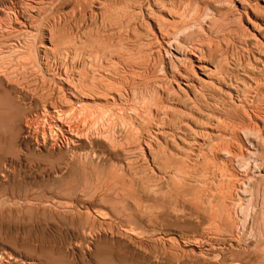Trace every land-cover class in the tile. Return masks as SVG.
<instances>
[{
    "label": "rangeland",
    "instance_id": "rangeland-1",
    "mask_svg": "<svg viewBox=\"0 0 264 264\" xmlns=\"http://www.w3.org/2000/svg\"><path fill=\"white\" fill-rule=\"evenodd\" d=\"M76 1L66 0L60 13H64L62 20H68L65 21V25L62 23L64 21L61 20V25L63 24L62 27L64 26V29L59 26L56 33L58 32L60 37L63 36V44L65 42L64 48L66 46V49L69 48V51H75L73 53L80 52L79 50H82L83 45H85L84 50L80 54L83 55L85 54L86 47L89 48L86 51L88 52L87 55L82 56V58H86L83 59V66L86 70L90 66L92 68L89 69L92 70L96 67L97 74L95 72L94 74L92 73L94 70L90 72L91 70L89 69L87 71L82 69L80 72V76L82 77L79 78L78 76L81 79V82H78V84L80 83L79 85L83 88L82 90L86 95L85 106L87 109L89 108V112L85 109L86 113H90V110L93 113L91 112L88 116L83 111L85 117L83 116L82 118L78 116V113L81 116L83 115L81 114L82 109H79L81 111H70V116H72L71 112L74 114H76L75 111L78 112L77 115H73L76 117L75 119L72 116V120L77 119L78 122H76L77 124L75 123L77 126L80 123L79 120L81 121L85 118L84 121H81L78 128L80 127L81 130L85 128L83 131L87 134L90 130H99L102 125L104 126L102 128L105 129L106 123L108 127V122H110L109 126L112 132L109 135L112 137L124 136L125 129L128 128L131 122L128 107L137 108L143 100H147L149 97L152 85L158 80L164 81L163 78H167L171 69L167 61L168 57L161 41L155 39L154 36L155 33H158L157 27L159 26H162L160 30H164V34L171 37V40L173 39L172 36H174V43H181L184 47L187 45V49H191L193 46L194 49L199 47L198 50L202 51L204 60L208 64L207 69H205L206 72L212 74L211 76L214 78L217 76L224 77L227 81L226 83L229 85L237 84L240 87V91L237 95L230 98L225 92L208 87L205 93L202 95L198 94L195 100L187 99L184 95L175 96L174 94L165 96V99L164 97L161 98L162 102L160 101V106L166 107L165 109L169 113L167 115L169 121L165 123L171 126L174 125L176 133L174 139L170 135L168 136V143L163 148H160V154L155 163H153L160 169V179L155 181H151L149 178L151 176L149 168H139L135 165L134 178H132L133 175L131 174L130 179L132 183L128 181L129 178L126 177L128 175L125 177L120 176L119 165H124L127 162V155L122 149H125L126 145H131L132 140L129 138L122 140L123 148L116 149L115 152L107 151L109 153L108 156L104 155L105 157L101 156L97 158L94 166H86L85 164V169V167H82L84 164L79 162L80 159L78 158L80 154L82 156L83 151L95 143L94 140L90 139V141L88 139V142H92L90 144L87 142V137L80 145L75 144L72 146V144L66 145L59 138L58 145L56 144L51 151H47L44 147L37 144H32L28 147L26 144L27 140L23 136L25 129L24 118L20 117L18 123L15 124L11 115L0 113V255L5 256V259L9 260L12 264H222L227 259L229 261L227 264H236L238 262H241L240 264H251L253 260L252 264H264V178L261 176L262 174L264 175V151L251 150L255 148L254 145L259 144L258 140L260 141L264 137V0H119V2L118 0H113V2L111 0L112 3L110 0H106L104 6L106 7L107 5V8L102 13L97 10L98 3L94 0H78L77 3ZM83 1H86V3ZM107 2H110L109 4L112 7L108 6ZM82 4H84L83 7L85 9L82 8ZM148 4H150L153 10L158 9V12L155 10L156 14L152 18L154 20L146 18L145 25L148 23V27L151 26L150 30L147 28V25H143L144 21L143 24L142 21H139L140 18L134 11L139 5L146 7ZM94 5L96 7H93ZM123 5L125 11H122V13L120 11ZM77 6H80V8L78 7V11L76 9ZM153 6H155V9ZM111 8L114 10H111ZM89 9H94L92 10L94 13ZM117 9H119L118 12ZM72 10L76 11H73L74 17ZM126 10L129 11L127 12ZM81 12H85L84 15ZM95 12L96 17L94 16ZM129 12L131 13L129 14ZM108 13L110 14L108 17L111 16L109 20L106 16ZM75 14L77 15L75 16ZM157 14L158 16H156ZM55 16L49 17L53 19ZM64 17L65 19H63ZM135 17L139 20L135 19ZM103 18L108 21H101ZM130 19L132 22H130ZM135 20H137L136 23ZM94 21H97L95 22L96 24H94ZM154 21H157L156 24ZM62 30H64L63 34H60ZM77 38L83 40V45H80L81 41H78ZM73 40L74 43L79 44L76 45L78 50L76 47L73 48ZM68 44L73 46L67 47ZM94 45L97 46V50L100 47L98 52L101 50L103 51L100 52L102 54H94L95 52L97 53ZM91 47L94 48L95 52ZM161 50L162 53L160 55ZM168 50L173 52L169 48ZM89 52L90 61L87 58L89 57ZM99 54L104 57V59L103 57L101 58L103 65L101 63L100 65L97 60H94L95 63L97 62L96 64L93 62V56ZM94 59L96 58L94 57ZM134 62L138 65L134 64ZM145 62H149V65ZM87 63L88 66L90 65L89 67ZM139 63L142 64L139 65ZM131 65L132 68H130ZM144 65L148 66L146 67L147 69ZM215 66L217 67L216 71L211 70L210 72L208 68L213 69ZM139 70L144 73L140 71V74ZM98 73L100 74L98 75ZM101 74H103L104 78H101L103 77ZM94 75L98 76L101 80ZM85 77L88 78L86 79ZM29 78L31 80L29 79L26 82L28 85L30 83V89L43 96L41 100L35 99L39 108L43 103L50 101L48 96L49 91L47 90L49 83L41 78ZM82 81H84V85L87 83L85 89L84 86L82 87ZM92 81L100 85L102 84V87L106 83H109V85L107 87L106 84V89H103L99 84L96 83V85ZM3 82L7 85L4 80ZM256 82L258 83L256 84ZM88 84L89 86H87ZM112 85L118 91H126H123V94L126 97L125 102L129 104L127 109L111 104L112 94L117 92V89L115 90V88L111 87ZM164 85L167 84L164 83ZM93 87H96L97 91L96 88L94 90L90 89ZM100 89L102 90L101 92ZM224 89L227 88L224 87ZM244 89H246V92ZM247 90L251 93L247 92ZM133 91L135 94H133ZM167 104L171 105V107ZM55 105L58 108L61 107L60 109L63 108V105L60 106V103H56ZM108 112L111 114L109 115ZM31 116L34 118L36 131L39 129L38 135L41 136L44 133L48 136L49 130L44 117L35 112ZM103 116L104 120L101 118ZM140 118L142 117L138 116L137 119ZM99 119L102 120V125ZM105 120L107 121L104 123ZM180 120L188 122L191 127L198 129V132L200 129L206 130V132L203 131L204 133L201 131L196 133L197 142L191 146L188 153H185L180 148L183 144L178 140L179 136L184 134L182 129L177 128L178 121ZM94 123L93 127L92 124ZM150 126L152 125L150 124ZM42 127H44V130ZM143 127L145 128V126ZM254 127L256 130H252ZM86 129L89 130L87 131ZM113 130L115 131V136H113ZM186 135H184L185 138H189ZM252 142H254V145H252ZM70 146L73 148L70 149ZM102 148V146H95V149L105 151ZM247 149L253 153L250 154ZM261 152L263 153L261 154ZM223 153L226 154L222 156ZM221 159L223 162L220 161ZM258 161L260 169L262 170L263 168L261 175H258L256 179L251 181L253 184H246V181H244L246 178L240 175H244V168L248 172L249 169L247 168L253 170L254 165L257 167ZM237 163L238 165L242 164L241 167L240 165L237 166ZM225 165L227 166L223 168ZM228 167L230 171H228ZM218 168L221 171H217L219 170ZM174 170H177L178 176L170 173V171ZM223 170L225 173L227 172L226 175L222 172ZM188 171L190 172L188 173ZM208 172L210 175H208ZM231 172L232 174H230ZM236 172L239 176H237ZM254 173L257 174V171ZM254 173L248 172V176ZM218 176L224 180L227 178L229 180V176L230 180L234 179L232 180L235 181V185L233 186L232 180L231 182L229 180L227 187H235V189L239 188L240 190L246 189L247 191L245 190V193L240 194L241 196L239 195V197L236 195L235 190L231 189L228 191L233 192H230L231 195L229 193V196H227L228 192H224L226 184L224 183L222 187L223 192L221 189L219 191L222 184H220L221 186L219 185L220 187L217 184L227 181H222L220 178L219 181L221 182H216L215 180ZM109 177H112V179H109ZM243 177L244 180L242 181ZM207 179L210 182L212 181L213 186H210V182L207 183ZM213 181L216 183L214 184ZM103 182L104 184H102ZM242 182L244 187L242 184L240 185ZM211 187L214 188L212 189ZM215 188L218 189L219 194L215 192ZM209 189L214 191V194L218 195L219 198L215 197L214 194L210 195L212 192H209ZM201 192L203 194H200ZM234 192L236 198L233 195ZM249 193L251 194L252 205H257L258 209L256 208L255 214H257L253 215L251 222L249 221L246 228L242 230V227L238 225L239 216H237L238 214L236 215V212H238L237 208L239 205L247 207L246 203L250 195ZM212 195L215 198H212ZM208 196L212 198V201ZM220 198L222 199L221 201ZM227 199L229 202L225 203ZM231 199L239 200L240 203ZM24 200L28 201L24 202ZM201 201L204 203L209 201L210 204H207L209 202L205 203L209 205L207 206L201 203ZM194 205H197L196 208ZM202 205H205L206 210ZM236 206L237 208H235ZM213 208L214 210H212ZM225 211L226 215L229 214L232 217V222H228L225 219ZM95 212L98 215H95ZM204 212L205 214H203ZM86 213L90 214V217H87ZM216 213L218 214L216 215ZM209 218L213 219V221H210ZM221 220L227 225H221ZM214 222L216 223L214 224ZM217 226H221L220 230L218 227V231L215 228ZM228 226L229 228H227ZM200 230H203L206 236ZM214 232H216L217 236H215ZM201 233L203 236H201ZM211 235H214L218 242ZM207 236L210 237L206 238ZM193 237H196V239ZM202 237H205V240ZM245 237H247L246 240ZM199 238H202V240ZM197 245L200 246L198 247ZM238 245H241L242 248ZM250 246L251 248H249ZM210 248L211 252H209ZM244 252L249 255L250 261L252 260L250 263ZM207 254L211 255L208 256ZM216 254H219V256ZM243 254L244 256H242ZM13 256H15L14 259H12ZM213 256L214 259L212 258ZM215 256L219 257L222 263ZM242 259H244V262Z\"/></svg>",
    "mask_w": 264,
    "mask_h": 264
},
{
    "label": "bare ground",
    "instance_id": "bare-ground-1",
    "mask_svg": "<svg viewBox=\"0 0 264 264\" xmlns=\"http://www.w3.org/2000/svg\"><path fill=\"white\" fill-rule=\"evenodd\" d=\"M71 1H74V0H71ZM80 1V0H79ZM96 1V3H98V7H96L95 5L93 7H96L97 10H99L101 13L102 11L105 12L106 8H107V5L106 7L104 6L105 5V2L106 0H94ZM153 1V0H152ZM78 2V0L76 1V3ZM84 2V1H83ZM111 2V0H110ZM110 2H107L108 3V6H110ZM113 2V0H112ZM111 2V3H112ZM119 2V0H118ZM122 2V1H121ZM66 3V0H1L0 1V41H1V45H0V113H4V114H9L12 116V120L15 124L18 123V121L20 120V117H23L24 118V131H23V136L24 138L27 140V146L29 147L30 145L32 144H37L38 146L41 145L42 147H44V149H46L47 151H51L53 150L54 146L57 144L58 145V142L59 140H63L64 143L67 145H70L72 144L73 145H80L81 142H83V140H86L87 138V142H88V139L90 140H94L95 143H93V145H90L88 149H84L85 151H83L84 153L80 154V157L78 155V159H80L79 162H81L82 164H84V166L82 167H85V164L86 166L87 165H93L95 164V160L97 158H100L101 156L105 157V156H108L109 153L107 151H113L115 152L116 149H120V148H123L122 146V140L123 139H131V145H126L125 149H122L124 150V153L127 155V162L124 163V165H119L120 166V176L121 177H128L129 180L131 182V174H135L134 170H135V166H138L139 168H149V173H150V179L151 181H155V180H158L160 179V169H158L153 163H155L158 155L160 154V148H163L169 141V138L168 136L170 135L172 139H174L175 137V130H174V125L171 126L169 125L168 123H165L167 121H169L167 115H169L168 113V110H166L164 107L160 106V101L162 102V99L164 97L165 99V96H169L171 94H174L175 96H179V95H184L187 99H193L195 100L196 99V96L198 94H204L205 91H206V88L208 87H211V88H214V89H217V90H220V91H223L225 92V94H227L230 98L234 97L235 95H237L240 91V87L237 85V84H232V85H229L227 84L226 80L224 79V77H220V76H217V77H212L209 72H206L205 69H207V63L206 61L204 60V57H203V53L201 50H198V48L196 47V49H194V46L193 48L191 49H187L186 46L184 47L183 44H176L174 43V36H172V40H171V37H169L167 34H164V30L161 31L160 28L162 27H157L158 28V33H155V39L161 41L162 43V46L163 48L165 49V53L167 54V57H168V64L170 66V71H169V74L167 76L166 79L163 78V80L165 81H156L155 84L152 85L151 87V93L149 95V97L147 98V100H143L139 106L136 107H128V103H126V97L125 95L123 94L124 92L126 91H118L117 88H115L114 85H112L111 87L115 88V90L117 92H115V94H112V97H111V104H114V105H118L120 106L121 108H124V109H129L128 113H129V117H130V120L131 122L129 123V126L127 129H125V135L124 136H121V137H112L111 135H109L112 131H111V127L109 126L110 125V122H108V127L105 125V129L104 126L101 124V119H99L100 121V124L103 126H101V130L99 129H94V130H90L89 133L87 134L86 132H84L83 130H85V128L83 130H81V128L78 126L80 125L81 121H84V120H79V125L77 126L76 120H74L76 117L73 116V115H77L78 112L75 111L76 114H74L73 112H71V115L73 116V120H72V116H70V111H73V110H79V109H82V112L81 114H83L82 116L80 115V113H78V116L82 117L84 116V113L83 111L86 113L87 111L89 112V108L87 109V107L85 106L86 102H85V94H84V91L82 90L83 88H81V86L78 84V82H81L79 79L80 77V72L82 69H85L86 68L83 66V59H86V58H82V56L84 57L85 54L87 55L88 52H86L89 48L86 47V51H85V54L83 55H80L82 50H84V46L83 45V40L81 39H78V41L80 40V45H83L82 47V50H79L80 52H77V53H73L71 51H69V48L66 49V46L64 48L63 45H65V42L63 44V39L62 37H60L59 33L57 31V29H59L58 27L61 26V20H62V15L64 14H61L60 13V10L62 9L63 5ZM81 3V2H80ZM86 3V1L84 2ZM93 3V2H92ZM73 4V3H72ZM123 4V3H122ZM137 4V3H136ZM70 5V4H69ZM78 5V4H77ZM87 5V4H86ZM85 5V6H86ZM90 5V4H89ZM113 5V4H111ZM128 5V4H126ZM84 4H82V8L85 9V7H83ZM103 6V7H102ZM66 7V6H65ZM78 7L80 8V6H77V11H78ZM88 7V6H87ZM92 8V6H90ZM112 7V6H110ZM109 7V8H110ZM154 9H155V6H153ZM157 7V6H156ZM104 8V9H103ZM108 8V10H110ZM120 8V7H119ZM125 8L124 5L122 7V10L120 12H124L125 10L123 9ZM87 9V8H86ZM103 9V10H102ZM113 8H111L112 10ZM132 9V8H130ZM90 10V9H89ZM88 10V11H89ZM94 10V9H92ZM90 10V11H92ZM114 10V9H113ZM119 9H117V12H118ZM157 10L156 12H158V9H155ZM155 10H153V8L150 6V4H148L146 7L142 6V5H139L138 7L135 8V14H137L140 18L137 19L135 17V19L139 20V21H142V24H143V21H144V24L145 25V22L147 21V19H152L154 18L153 16H155ZM73 11L72 10V15H73ZM96 11V10H95ZM127 12L129 10H126ZM133 11V10H131ZM76 12V11H74ZM98 12V13H100ZM110 12V11H109ZM116 12V13H117ZM122 12V13H123ZM127 12H125L127 14ZM83 13V12H81ZM80 13V14H81ZM85 13V12H84ZM84 13L82 15H84ZM86 13H87V10H86ZM90 13V12H89ZM92 13H94L92 11ZM92 13H90L92 15ZM100 13V14H101ZM131 12H129L130 14ZM118 14V13H117ZM116 14V16H118ZM134 14V15H135ZM56 15L55 17H53V19H50L51 17L49 16H54ZM68 15V13H67ZM65 15V16H67ZM77 14H75L76 16ZM81 15V16H82ZM108 15H110L109 13L106 14V16L108 17ZM114 15V14H113ZM125 15V14H124ZM132 15V14H131ZM93 16V15H92ZM96 17V12H95V15ZM98 16V15H97ZM103 16V14H102ZM105 16V14H104ZM128 16V15H126ZM158 16V14L156 15ZM68 17V16H67ZM74 17V15H73ZM80 17V16H79ZM111 17V16H109ZM108 17V20L110 19ZM92 18V17H91ZM99 18V17H98ZM97 18V20H98ZM100 18H101V15H100ZM106 18V17H104ZM101 19V21H108V20H105V19ZM130 18V17H129ZM147 18V19H146ZM65 19V17L63 18ZM94 19V18H92ZM132 21L133 18H131ZM130 19V22H132ZM68 19H65V20H62L64 22V25L66 24L65 21H67ZM95 20V19H94ZM126 20V19H125ZM135 20V23L136 21ZM154 20V19H152ZM92 21V20H91ZM103 24V22H101ZM138 21V23H140ZM69 22V21H68ZM95 22L97 21H94V24H96ZM99 22V21H98ZM149 22V21H148ZM157 21H154V23L156 24ZM85 23V22H84ZM134 23V22H133ZM132 23V24H133ZM99 24V23H98ZM148 23H146L147 25ZM161 24V23H159ZM158 24V25H159ZM93 25V24H92ZM135 25V24H133ZM140 25V24H139ZM145 25V26H146ZM149 25V24H148ZM147 25V28L150 30V27H148ZM98 26V25H96ZM64 27V26H63ZM62 27V28H63ZM88 27V26H87ZM91 27V26H90ZM133 27V26H131ZM141 27V26H140ZM144 27V26H143ZM61 28V29H62ZM134 28V27H133ZM145 28V27H144ZM145 28V29H147ZM60 29V31H61ZM64 29V28H63ZM105 29V28H104ZM134 29H137V28H134ZM165 29V28H164ZM63 31L60 33V34H63ZM128 31V30H127ZM155 32V31H154ZM168 32V31H167ZM166 33V32H165ZM153 34V32H152ZM169 34V33H168ZM77 36V35H76ZM96 37V36H95ZM176 37V36H175ZM80 38V37H79ZM67 39V38H66ZM75 39V38H74ZM77 39H76V42H77ZM97 40V39H96ZM67 41V40H66ZM155 42V40H153ZM76 42L74 43V40H73V45H70L68 44V46H73L76 47L77 49V46L76 45H79V44H76ZM67 43V42H66ZM101 43V42H100ZM99 43V44H100ZM157 43V42H156ZM159 44V43H158ZM92 45V44H91ZM90 45V46H91ZM96 45V44H95ZM94 45V46H95ZM161 45V44H160ZM185 45V44H184ZM93 46V45H92ZM96 47V50L97 53L94 51V48L91 47L93 49V51L95 52L94 54H98L100 52H103V51H99L98 50L100 49V47H98V50H97V46ZM118 47V46H117ZM167 47V48H166ZM168 48L170 50H173V52L169 51ZM189 48V47H188ZM73 50V49H72ZM78 50V49H77ZM157 50V49H156ZM90 52H92L90 50ZM90 52L88 54V56L90 55ZM84 53V52H83ZM162 53V50L160 51V55ZM102 54V53H100ZM99 54V55H100ZM91 55H93L91 53ZM99 55H96V56H93V62L95 63L94 60H97V62H99V64L101 63V58L103 56H99ZM158 55V54H157ZM105 56V55H104ZM87 57V56H86ZM94 57L96 59H94ZM89 59V61L91 60L90 59V56L87 57ZM104 59V57H103ZM102 59V60H103ZM107 59V58H106ZM105 59V60H106ZM104 60V62H105ZM114 60V59H113ZM112 60V61H113ZM158 60V59H157ZM111 61V62H112ZM118 61V60H117ZM92 62V61H91ZM90 62V63H91ZM96 62V63H97ZM116 62V61H115ZM120 62V61H119ZM156 62V60H155ZM158 62H160L158 60ZM93 63V64H94ZM95 63V64H96ZM107 63V62H106ZM114 63V62H113ZM143 63V62H142ZM141 63V64H142ZM146 63V62H145ZM144 63V64H145ZM149 63V62H148ZM146 63V64H148ZM86 64V63H85ZM97 64V65H99ZM103 65V61L101 63ZM100 64V65H101ZM105 64V63H104ZM117 64V63H116ZM133 64V63H131ZM134 64H137L134 62ZM139 63V65H141ZM161 64V63H160ZM99 65V67H101ZM110 65V64H109ZM138 65V64H137ZM149 65V64H148ZM162 65V64H161ZM165 65V64H164ZM87 66H88V63H87ZM86 66V67H87ZM90 66V65H89ZM88 66V67H89ZM113 66V65H112ZM111 66V67H112ZM136 66V65H135ZM145 66V65H144ZM84 67V68H82ZM148 67V66H145V68ZM154 68V66H152ZM89 68H92V66H90ZM88 68V69H89ZM98 68V67H97ZM132 68V65L131 67ZM150 68V67H149ZM217 67L215 66L213 69L212 68H208L209 71L211 72V70H215ZM87 69V70H88ZM99 69V68H98ZM139 69V68H138ZM142 69V68H140ZM147 69V68H146ZM164 69V68H163ZM173 69V70H172ZM86 70V71H87ZM91 70L90 72H92L93 70V74L94 72L96 73V67L95 69L93 68L92 69H89ZM137 70V69H136ZM143 70V69H142ZM145 70V69H144ZM132 71V70H131ZM135 71V69H134ZM141 70H139L138 72H140ZM147 71V70H146ZM216 71V70H215ZM248 71V70H247ZM89 72V71H88ZM142 72V71H141ZM140 72V74H141ZM144 73V72H142ZM97 74V73H96ZM100 73H98L99 75ZM134 74V72H133ZM139 74V73H137ZM86 75V74H85ZM79 76V78H78ZM89 76V79H90V74L88 75ZM95 76V75H94ZM101 76H103V74H101ZM29 77H32L33 79H43V80H46L48 83H49V87H47L49 93H48V96L50 98V101L48 103H43L42 105H40V107L38 108L37 107V104H36V100H41L42 99V95L36 93L35 91H33L32 89H30L29 85H28V81L30 78ZM91 77H93V75H91ZM97 78H99L98 76H95ZM94 77V78H95ZM78 78V79H77ZM86 78V77H85ZM88 78V77H87ZM86 78V79H87ZM93 78V79H94ZM101 78H104L101 77ZM160 79V78H159ZM251 79V78H250ZM3 80L7 83V85L4 84ZM31 80V79H30ZM84 80V79H82ZM99 80H101L99 78ZM27 81V82H26ZM88 81V80H87ZM96 81V80H95ZM44 82V81H43ZM42 82V83H43ZM83 82V85L82 87L84 86V89H85V86L86 84L84 85V81ZM86 82V81H85ZM105 82V81H104ZM92 83H95L94 81H92ZM97 83V82H96ZM95 83V84H96ZM167 84V85H164ZM252 83V82H251ZM255 83V82H254ZM258 82H256L257 84ZM46 84V83H45ZM93 84V85H95ZM99 84V83H97ZM96 84V85H97ZM104 84V83H103ZM107 84V87L109 85V83H106ZM106 84L104 85V87H102L103 85L99 84L101 86V88L103 89H106ZM111 84V83H110ZM92 85V86H93ZM95 85V86H96ZM36 86V84H35ZM89 86V84L87 85ZM252 86V85H251ZM33 87V86H32ZM42 87V86H41ZM44 87V86H43ZM110 87V86H109ZM111 87H110V90H111ZM224 87H226L227 89H224ZM257 87H259L257 85ZM96 88V87H95ZM94 87L93 88H90V89H95ZM112 88V89H113ZM120 88V87H118ZM135 88H137L135 86ZM133 87V89H135ZM255 88V87H254ZM98 89H99V86H98ZM109 89V88H107ZM148 89V87H147ZM35 90V89H34ZM89 90V89H88ZM109 90V91H110ZM122 90V89H121ZM143 90V89H142ZM145 90V88H144ZM149 90V89H148ZM245 92H246V89H244ZM243 90V92H244ZM45 91V90H44ZM43 91V92H44ZM96 91H97V88H96ZM102 90L100 89V92ZM47 92V91H45ZM44 92V93H45ZM106 92V91H105ZM247 92H249L247 90ZM97 93V92H96ZM104 93V91H103ZM251 93V92H249ZM90 95V93H88ZM106 94V93H105ZM133 94H135V92L133 91ZM144 94V93H143ZM140 95V94H139ZM173 95V96H174ZM251 95V94H249ZM144 96V95H143ZM147 96V95H146ZM130 97V96H129ZM46 98V97H45ZM139 99V98H138ZM44 100V99H43ZM49 100V99H48ZM132 100V99H131ZM167 101V100H166ZM175 101V100H174ZM56 103H60V106L63 105V108L60 109L58 108L55 104ZM136 103V101H135ZM169 105V104H167ZM258 105H261V104H258ZM257 105V106H258ZM59 106V105H58ZM264 106V105H263ZM169 107H171V105H169ZM173 107V106H172ZM175 107V106H174ZM256 107V106H255ZM118 108V107H117ZM258 108V107H256ZM87 111H86V110ZM120 109V108H118ZM169 109V108H168ZM258 110V109H257ZM81 111V110H79ZM92 113L93 111L90 110ZM125 111V110H124ZM122 111V112H124ZM35 112L36 114H40L44 117V119L47 121V127H48V130H49V135L46 136V134L42 133L41 136L38 135L37 132H39V129L36 131L35 129V126H34V118L33 116H31V114ZM90 113H86L88 116L91 114ZM109 113V112H108ZM113 113V112H112ZM117 113V112H116ZM111 113H109L110 115ZM127 114V113H126ZM260 114V113H259ZM93 115V114H92ZM262 115V114H260ZM87 116V117H88ZM138 116L142 117L140 119H137ZM256 116V115H255ZM263 116V115H262ZM5 117V116H4ZM85 117V116H84ZM86 117V118H87ZM120 117V115H119ZM257 117H258V113H257ZM3 118V117H2ZM40 118V117H39ZM42 118V117H41ZM92 118V117H91ZM103 120L105 119L104 116L101 117ZM126 118V117H125ZM261 119V117H259ZM37 119V118H35ZM43 119V118H42ZM80 119V118H79ZM115 119V118H114ZM137 119V120H135ZM264 119V117H263ZM126 120V119H125ZM128 120V119H127ZM42 121V120H41ZM44 121V122H46ZM107 120L104 121V123L106 122ZM121 121V120H120ZM124 121V120H123ZM255 121V120H254ZM264 121V120H263ZM7 122V121H6ZM44 122H42L44 124ZM98 122V121H96ZM5 123V122H4ZM38 123V122H36ZM76 123V124H75ZM126 123V121H125ZM255 123V122H254ZM257 123V122H256ZM99 124V125H100ZM150 124L152 126H150ZM93 127L95 125L92 124ZM92 125H91V128H92ZM99 125H97L98 127H100ZM122 125V124H121ZM177 128L179 129H182V132H184V134H182V136L180 135L178 138V140L181 142V145L180 148L185 152V153H188L189 149L191 148V146L197 142V139H196V133L198 132V129H195L194 127H191V125L186 122V121H183V120H180L178 121V124H177ZM9 126V125H8ZM96 126V127H97ZM120 126V125H119ZM145 126V128L143 127ZM256 126V125H255ZM263 126V124H262ZM83 127V126H81ZM114 127V126H113ZM122 127V126H121ZM125 127V126H124ZM182 127V128H181ZM258 127V126H257ZM256 127V128H257ZM43 130H44V127H42ZM88 128V127H87ZM90 128V126H89ZM90 128V129H91ZM259 128V127H258ZM257 128V130H258ZM23 129V128H22ZM46 129V128H45ZM139 129V131H138ZM255 127L252 129L254 130ZM87 131L89 129H86ZM251 130V129H250ZM256 130V129H255ZM206 132V130H202L200 129L199 132ZM114 130H113V136L114 135ZM198 132V133H199ZM203 132V133H204ZM1 133V132H0ZM47 133V132H46ZM255 133V132H254ZM185 134H187L189 136V138H185ZM118 135V133H117ZM177 135V134H176ZM186 135V136H187ZM261 137H263L262 135H260ZM259 136V137H260ZM258 137V138H259ZM60 138V139H59ZM264 138V137H263ZM261 139V143L260 141L258 140L259 144H256L254 145L252 142V145L255 146L254 149H251V150H259V151H264V139ZM59 139V140H58ZM90 140V141H91ZM97 140V142H96ZM62 141V142H63ZM101 141V142H100ZM257 141V140H256ZM250 142V141H249ZM248 142V143H249ZM126 143V142H125ZM257 143V142H256ZM84 144V143H83ZM127 144V143H126ZM251 144V143H250ZM124 145V144H123ZM176 145V144H175ZM37 146V147H38ZM95 146H102L105 151H100V150H97L95 149ZM249 146V145H248ZM36 147V148H37ZM68 147V146H67ZM71 147V146H70ZM82 147V146H81ZM219 147V146H218ZM39 148V147H38ZM66 148V147H65ZM73 147H71L70 149H72ZM98 148V147H97ZM100 148V147H99ZM102 148V149H103ZM251 148V146H250ZM68 149V148H67ZM69 149V150H70ZM75 149V147H74ZM79 149V148H78ZM82 150V149H81ZM223 150V149H222ZM249 150V149H247ZM71 151V150H70ZM75 151V150H74ZM121 151V150H120ZM235 151V150H234ZM233 151V152H234ZM76 152V151H75ZM79 152V151H78ZM112 152V154H113ZM122 152V151H121ZM164 152V151H163ZM231 152V151H230ZM229 152V154H230ZM250 154H252L253 152H251L250 150L248 151ZM247 152V153H248ZM256 152V151H254ZM258 152V151H257ZM213 153V152H212ZM216 153V152H215ZM248 153V154H249ZM263 152H261L262 154ZM49 154V153H48ZM73 154V152H72ZM75 154V153H74ZM77 154V153H76ZM171 154V153H170ZM226 154V153H225ZM224 153L222 154L225 155ZM235 154V153H234ZM256 154V153H255ZM105 155V156H104ZM231 155V154H230ZM254 155V154H253ZM264 155V154H263ZM1 156V155H0ZM75 156V155H74ZM77 156V155H76ZM233 156V155H232ZM241 156V155H239ZM238 156V157H239ZM249 156V155H248ZM259 156V155H258ZM257 156V157H258ZM243 157V156H241ZM261 157V156H260ZM76 158V160H77ZM107 158V157H106ZM215 158V157H214ZM222 158V157H221ZM226 158V157H224ZM254 158V157H253ZM256 158V156H255ZM263 158V157H262ZM261 158V159H262ZM71 159V158H69ZM75 159V157H74ZM104 159V158H103ZM103 159H101L102 161H104ZM108 159V158H107ZM106 159V160H107ZM110 159V158H109ZM229 159V158H227ZM248 159V158H247ZM260 159V160H261ZM100 160V161H101ZM105 160V161H106ZM112 160V159H111ZM125 160V158H124ZM244 160V159H242ZM253 160V159H252ZM251 160V161H252ZM258 160V159H257ZM264 160V159H263ZM99 161V162H100ZM126 161V160H125ZM222 161V159L220 160ZM232 161V160H231ZM249 161V160H248ZM254 161V160H253ZM252 161V162H253ZM97 162V161H96ZM223 162V161H222ZM225 162V161H224ZM234 162V161H233ZM255 162V161H254ZM103 163V162H102ZM119 163V162H118ZM230 163V162H229ZM228 163V164H229ZM259 161L257 162V165H258ZM225 164H227V162H225ZM256 164V163H255ZM79 165H81L79 163ZM214 165V164H213ZM224 165V164H223ZM231 165V163H230ZM240 167L242 164H239ZM238 163H237V166H239ZM215 166V165H214ZM221 166V165H219ZM218 166V167H219ZM227 165L223 166L226 167ZM247 166V165H246ZM250 166V165H249ZM222 167V166H221ZM220 167V168H221ZM230 167V166H229ZM229 167L227 168L228 171L229 170ZM239 167V168H240ZM248 167V166H247ZM246 167V168H247ZM259 167V168H258ZM90 168V167H88ZM87 168V169H88ZM97 168V167H96ZM189 168V167H188ZM216 168V166H215ZM220 168H218L219 170L217 171H221ZM238 168V167H237ZM243 168V167H242ZM254 169L253 170H250V168H247L249 169L248 172H256L257 171V174H251L250 176H248V172H246V169L244 168V171L245 173H243L244 175H240V176H244L246 178V180H244V177L242 179V181H246V184L248 183H251V181H253L254 179H256V177L258 175H261V171H263V168L262 170L260 169V166L258 165L257 167L254 165L253 167ZM260 170H258V169ZM84 169V168H83ZM86 169V167H85ZM113 169V168H112ZM116 169V168H115ZM174 169V168H173ZM216 170V169H215ZM225 170V169H224ZM222 171L225 173V171ZM233 170V168H232ZM237 170V169H236ZM243 170V169H241ZM91 171V170H90ZM94 171V170H93ZM96 171V170H95ZM111 171V170H110ZM214 172V170H212ZM211 171V173H212ZM92 172V171H91ZM98 172V171H97ZM190 171H188L189 173ZM241 172V171H240ZM105 173V172H104ZM171 174L173 175H177V170H174V171H170ZM209 173V172H208ZM207 173V174H208ZM216 173V172H215ZM218 173V172H217ZM222 173V174H224ZM234 173V172H233ZM237 173V172H236ZM181 174V173H180ZM186 174V173H185ZM206 174V175H207ZM221 174V175H222ZM227 174V172L225 173V175ZM229 174V173H228ZM232 174V172L230 173ZM96 175V174H95ZM171 175V176H173ZM210 175V173L208 174ZM218 175V174H216ZM215 175V176H216ZM220 175V176H221ZM234 175V174H233ZM232 175V176H233ZM111 176V175H110ZM178 176V175H177ZM191 176V174H190ZM231 176V177H232ZM237 176L238 173H237ZM261 176H263L264 178V175L262 174ZM189 177V176H188ZM224 177V176H223ZM103 178V177H102ZM101 178V179H102ZM134 178V175L133 177ZM190 178V177H189ZM207 178V176H206ZM210 178V176H209ZM212 178V177H211ZM216 178V177H215ZM214 178V179H215ZM219 178V176H218ZM216 179L215 181H219L220 178L221 180L223 181L224 179L222 177H220L219 179ZM227 178V176H226ZM225 178V179H226ZM242 178V177H241ZM104 179V178H103ZM109 179H112V177H109ZM194 179V178H193ZM203 179V178H202ZM233 179V178H232ZM231 179V180H232ZM259 179L261 180V178L259 177ZM114 180V179H113ZM126 180V179H125ZM149 180V179H148ZM185 180H187V178H185ZM183 180V181H185ZM209 180H212V179H209ZM229 180H230V176H229ZM228 178L224 181H227V182H221V183H217L218 186L220 184H222V186L219 188V191L221 189L222 191V187L224 186V183L226 184V190L224 189V192L226 193V191L228 192L227 193V196H229V193L230 192H233V191H228V190H231V189H234L235 192H236V195L239 196L240 194H244L245 193V190H240L239 188H236L238 189L236 191L235 187L234 188H229L227 187L228 183L231 182V180L229 181ZM234 180V179H233ZM232 180V185L234 186L235 185V181ZM259 180V181H260ZM127 181V182H128ZM191 181V180H190ZM203 181V180H202ZM208 181V179H207ZM229 181V182H228ZM258 182V180H256ZM255 181V182H256ZM99 182V181H98ZM114 182H116L114 180ZM179 182V181H177ZM210 181H208L207 183H209ZM212 182V181H211ZM210 182V183H211ZM215 182V183H216ZM234 182V183H233ZM240 182V181H239ZM263 182H264V179H263ZM118 183V182H117ZM132 183V182H131ZM144 183V182H143ZM142 183V184H143ZM203 183H205L203 181ZM214 183V181H213ZM214 183V184H215ZM230 183V185H231ZM245 183V182H244ZM93 184V183H92ZM104 184V182L102 183ZM106 184V183H105ZM120 184V183H119ZM239 184V183H238ZM243 185L244 187V184L243 182L240 183V185ZM253 184V182L251 183ZM256 184V183H255ZM99 185V184H98ZM121 185V184H120ZM180 185V184H179ZM195 185V184H194ZM193 185V186H194ZM203 185V184H202ZM229 185V186H230ZM231 185V186H232ZM106 186V185H105ZM135 186V185H133ZM197 186V185H196ZM210 186H213V184L211 183ZM237 186V185H236ZM239 186V185H238ZM247 186V185H245ZM104 187V186H103ZM199 187V186H198ZM204 187V185H203ZM201 187V188H203ZM216 187V186H215ZM240 187V186H239ZM242 187V188H243ZM251 187V186H250ZM260 187V186H259ZM264 187V186H263ZM157 188V187H156ZM212 189L214 187H211ZM216 189V188H215ZM256 189V188H255ZM108 190V189H107ZM217 190V191H216ZM215 192H218V189H216ZM258 190V189H257ZM205 191V190H204ZM247 191V190H246ZM255 191V190H254ZM203 192V191H202ZM200 193V194H203V193ZM206 192V191H205ZM209 192H212L210 193L211 194H214V191H211L209 189ZM223 192V191H222ZM235 192L233 195H235ZM250 192V191H249ZM259 192V191H258ZM100 193V192H99ZM207 193V192H206ZM198 195H200L199 193H197ZM223 194V193H222ZM250 194V193H249ZM100 195V194H99ZM103 195V194H102ZM101 195V196H102ZM196 195V194H194ZM215 197L218 195L214 194ZM231 195V193H230ZM236 195L234 196L236 198ZM258 195V194H257ZM98 196V195H97ZM204 196V195H203ZM202 196V197H203ZM224 196V195H222ZM241 196V195H240ZM239 196V197H240ZM243 196V195H242ZM248 196V194H247ZM210 197V196H208ZM214 196L212 195V198ZM214 197V198H215ZM233 197V196H232ZM257 197V196H256ZM264 197V195H263ZM205 198V196H204ZM212 198L210 197L209 199H211L212 201ZM219 198V197H218ZM246 198V197H244ZM258 198V197H257ZM256 198V199H257ZM200 199V198H199ZM206 199V198H205ZM217 199V198H216ZM215 199V200H216ZM255 199V200H256ZM261 199V198H260ZM208 200V199H207ZM219 200V199H218ZM217 200V201H218ZM222 199L220 198V201ZM231 200H234V199H231ZM230 200V201H231ZM18 201V200H17ZM28 201V200H26ZM24 200V202H26ZM236 201V200H234ZM232 201V202H234ZM16 202V201H15ZM30 202V201H29ZM209 201H206L205 203H207ZM228 203V199L227 201H225V203ZM231 202V203H232ZM237 203L240 201H236ZM245 202V201H244ZM31 203V202H30ZM195 203V202H194ZM201 203H204L203 201H201ZM200 203V204H201ZM204 203V204H205ZM230 203V204H231ZM236 203V204H237ZM256 203V202H254ZM260 203V202H259ZM207 204H210L207 203ZM205 204V205H207ZM229 204V206H230ZM234 204V203H233ZM204 205V206H205ZM232 205V204H231ZM235 205V204H234ZM244 205V204H243ZM247 207H244L242 205H239V207L237 208V206L235 208L238 209V212H236V215L239 216L238 218V225H240L242 227V230H244L247 226V224L249 223V221L251 222V219L253 218V215L255 214L256 212V206H253L252 205V198H251V194L249 195V198L247 199V203H246ZM259 205V204H258ZM197 206V205H196ZM196 206L194 205V207L196 208ZM203 206V205H202ZM203 206V208L205 209V207ZM209 206V205H207ZM206 206V207H207ZM228 206V207H229ZM214 207V206H212ZM232 208V206H231ZM264 208V207H263ZM262 208V209H263ZM258 209V208H257ZM198 210V209H196ZM206 210V209H205ZM214 210V208L212 209ZM219 210V209H218ZM226 210V208H225ZM229 210V209H228ZM234 210V209H233ZM236 210V209H235ZM202 211V209H201ZM231 211V210H229ZM90 212V211H88ZM209 212H210V208H209ZM217 212V211H216ZM228 212V211H227ZM97 212H95V215H98L96 214ZM197 213V212H196ZM202 213V212H201ZM205 214V212L203 213ZM218 213H216L217 215ZM257 214V213H256ZM255 214V215H256ZM262 214V213H260ZM224 215H226V211L224 213ZM233 215V214H232ZM86 216L87 217H90V214H87L86 213ZM94 217V215H93ZM195 217V216H194ZM236 217V216H235ZM255 217V216H254ZM96 218V217H95ZM224 218V217H223ZM232 217H230L229 214L226 215L225 219L228 221V222H232L231 220ZM234 218V217H233ZM210 219V218H209ZM236 219V218H235ZM210 221H213V219H210ZM209 221V222H210ZM215 221V219H214ZM222 223H220L221 225L223 224L224 225H227L225 223H223V220H221ZM218 223V221H216ZM214 222V224L216 223ZM229 224V223H228ZM236 224V223H235ZM230 225V224H229ZM203 226H206V225H203ZM209 226V225H208ZM216 226V225H215ZM231 226V225H230ZM249 226V225H248ZM262 226V225H261ZM212 227V226H211ZM210 227V228H211ZM218 227H215L217 228V231H218ZM221 227V226H220ZM220 227H219V230H220ZM251 227V226H250ZM198 228V227H197ZM229 228V226L227 227ZM231 228H233L231 226ZM235 228V227H234ZM237 229V228H236ZM257 229V228H256ZM241 230V231H242ZM127 231V230H125ZM203 232V230H200ZM209 230H207L208 232ZM237 231V230H236ZM250 231V230H249ZM128 232V231H127ZM207 232H205L207 234ZM210 232V231H209ZM132 233V232H131ZM196 233V232H195ZM216 232H214L215 234ZM218 233V232H217ZM232 233H233V230H232ZM250 233V232H249ZM198 234V233H197ZM204 234V232H203ZM203 234L201 233V236H203ZM211 234V232H210ZM213 234V232H212ZM235 234V233H234ZM248 234V232H247ZM255 234V233H254ZM253 234V235H254ZM205 235V234H204ZM208 235V234H207ZM236 235V234H235ZM249 235V234H248ZM247 235V236H248ZM135 236V235H134ZM195 236V235H194ZM198 236V235H197ZM206 236V235H205ZM214 235H211V237ZM215 236H217L215 234ZM238 236V235H237ZM255 236V235H254ZM200 237V235H199ZM210 236H207L206 238H208ZM224 237V236H223ZM222 237V238H223ZM132 238V237H131ZM190 238V237H189ZM194 239H196V237H193ZM198 238V237H197ZM203 238V237H202ZM202 238L200 240H202ZM221 238V237H220ZM234 238V237H232ZM236 238V237H235ZM238 238V237H237ZM247 237H245V240H246ZM258 238V237H257ZM186 239V238H185ZM205 240V237L203 238ZM228 239V238H227ZM226 239V240H227ZM240 239H241V236H240ZM254 239V238H253ZM216 240V238H215ZM221 240V239H219ZM224 240V239H223ZM231 240V239H230ZM239 240V239H238ZM191 241H193L191 239ZM190 241V242H191ZM209 241V239H208ZM207 241V242H208ZM217 241V240H216ZM185 242V240H184ZM196 242V241H194ZM193 242V243H194ZM201 242V241H200ZM211 242V241H210ZM215 242V241H214ZM213 242V244H214ZM218 242V241H217ZM216 242V243H217ZM225 242V241H224ZM188 243V242H187ZM206 243V242H205ZM209 243V242H208ZM220 243V242H219ZM257 243V241H256ZM185 244V243H184ZM201 244V243H200ZM203 244V243H202ZM210 244V243H209ZM177 245V244H176ZM186 245V244H185ZM196 245V244H195ZM224 245V244H223ZM230 245V244H229ZM235 245V243H234ZM247 245V244H246ZM255 245V244H254ZM264 245V244H263ZM192 246V245H191ZM198 246V245H197ZM200 246V245H199ZM198 246V247H199ZM219 246V245H218ZM222 246V245H221ZM238 246H241V245H238ZM249 246V245H247ZM246 246V248H247ZM252 246V245H251ZM251 246L249 248H251ZM197 247V248H198ZM205 247V246H203ZM202 247V248H203ZM209 247V246H208ZM215 247V245H214ZM223 247V246H222ZM194 248V247H193ZM242 248V246H241ZM191 250V249H190ZM254 250V249H253ZM261 250V249H260ZM205 251V250H203ZM214 251V250H213ZM244 251H245V247H244ZM250 251V250H249ZM248 251V252H249ZM4 252V251H3ZM192 252V251H191ZM194 252V251H193ZM192 252V253H193ZM211 252V248H210V251ZM208 252V253H209ZM215 252V251H214ZM233 252V251H232ZM240 252V251H239ZM195 253V252H194ZM204 254V252H202ZM201 253V254H202ZM217 253H219L217 251ZM246 252H244L245 254ZM253 253V252H252ZM7 254H8V251H7ZM198 254V253H197ZM202 254V255H203ZM229 254V253H228ZM244 254L242 256H244ZM251 254V253H250ZM5 255H6V252H5ZM191 255V254H190ZM192 255H195V254H192ZM200 255V254H198ZM201 255V256H202ZM208 255V254H207ZM211 254H209L208 256H210ZM217 256H219V254H216ZM223 255L225 256V254L223 253ZM247 259H248V262L250 263V258H249V255L246 253L245 254ZM9 256V255H8ZM177 256V255H176ZM200 256V257H201ZM215 256V257H217ZM221 256V254H220ZM240 256V254H239ZM258 256V255H257ZM256 256V257H257ZM262 256V254H261ZM15 256L12 257V259H14ZM204 257V256H203ZM227 257V256H226ZM255 257V259H256ZM259 257V256H258ZM10 258V257H9ZM210 258V257H209ZM214 259V256L212 257ZM222 258V257H221ZM204 259V258H203ZM11 260V258H10ZM16 260V259H15ZM209 260V259H208ZM217 260L219 262L220 261V258L217 257ZM216 260V262H218ZM235 260V259H234ZM238 260V259H237ZM236 260V261H237ZM244 259H242L243 261ZM262 260V259H261ZM210 261V260H209ZM239 261V260H238ZM254 261V260H253ZM252 261V262H253ZM257 261V260H256ZM204 262V261H203ZM218 262V263H219ZM227 264L228 259L227 261H223ZM232 262V261H231ZM235 262V261H234ZM244 262V261H243ZM251 262V264H252ZM258 262H260V260H258ZM257 262V263H258ZM209 263V262H208ZM222 263V262H221ZM225 263H222V264H225ZM241 263V262H240ZM239 262L236 263V264H240ZM0 264H12L11 262H9V260L5 259V256H2V254L0 255ZM21 264V263H20ZM205 264V263H204ZM207 264V263H206ZM243 264V263H242ZM247 264V263H246ZM254 264V263H253ZM261 264V263H260Z\"/></svg>",
    "mask_w": 264,
    "mask_h": 264
}]
</instances>
